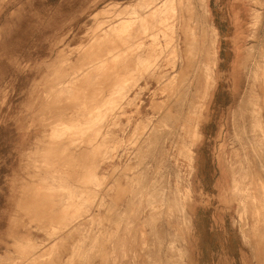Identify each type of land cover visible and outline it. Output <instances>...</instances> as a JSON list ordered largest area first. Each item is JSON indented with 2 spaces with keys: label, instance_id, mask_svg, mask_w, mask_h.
<instances>
[{
  "label": "rangeland",
  "instance_id": "1",
  "mask_svg": "<svg viewBox=\"0 0 264 264\" xmlns=\"http://www.w3.org/2000/svg\"><path fill=\"white\" fill-rule=\"evenodd\" d=\"M207 6L0 0V264H264V0Z\"/></svg>",
  "mask_w": 264,
  "mask_h": 264
},
{
  "label": "bare ground",
  "instance_id": "2",
  "mask_svg": "<svg viewBox=\"0 0 264 264\" xmlns=\"http://www.w3.org/2000/svg\"><path fill=\"white\" fill-rule=\"evenodd\" d=\"M199 4H202V6H204V11H205V14H206V16L209 18V14H210V12H209V9H208V6H207V0H199ZM152 9V8H151ZM125 10V9H124ZM149 12H150V10H149ZM160 14H163V9H161V10H159V12L157 13V14H152V16H156L157 18L159 17V16H161ZM191 16V15H190ZM212 18V17H211ZM185 27V26H184ZM183 27V31H184V28ZM214 31H215V35L216 36H218V33H217V31H216V28L214 27ZM185 33L186 32H184V37H185ZM189 35V34H188ZM189 37H190V35H189ZM186 38V37H185ZM185 38H184V42H185ZM219 39V38H218ZM188 40V39H187ZM188 42V41H187ZM217 43H218V40H217ZM217 43H216V45H215V47H214V50H213V55H214V66L217 64V62L219 61V59H220V56H219V54H218V51H217ZM183 44H185V43H183ZM135 49V48H134ZM153 51H155V49L153 48V47H151V48H149L148 50H147V53L146 54H150L151 52H153ZM132 52V51H131ZM130 54V53H129ZM97 58V57H96ZM130 59V58H129ZM126 66V65H125ZM186 71V70H185ZM188 75V74H187ZM215 81V78H214V71L213 70H210V71H207V76H206V78H205V84H203V87H202V89H206L207 88V86H208V84L209 83H211L212 81ZM114 86V85H113ZM112 86V87H113ZM183 86V85H182ZM187 88V87H186ZM201 89V90H202ZM174 90V89H173ZM79 91H80V89H79ZM211 91V90H210ZM175 92V91H174ZM256 92H257V90H256ZM84 93V92H83ZM210 93V92H209ZM180 94V93H179ZM183 94V93H182ZM256 94H259V92H257ZM260 95V94H259ZM262 98H263V102H264V93H263V95H262ZM96 99V98H95ZM191 99V98H190ZM192 101V100H191ZM193 102H195V101H193ZM190 104V103H189ZM198 104V103H197ZM199 106H200V104H199ZM66 107V106H65ZM186 108V107H185ZM259 111H260V107L259 106H257L256 107V109L254 110V112H255V114L257 115L258 113H259ZM186 113V112H185ZM201 117V116H200ZM259 120V119H258ZM259 122V125H260V128H261V131L264 133V131H263V121H261V120H259L258 121ZM87 127V126H86ZM95 144V143H94ZM86 151V150H85ZM95 158V157H94ZM95 160V159H94ZM94 165H96V164H94ZM97 166V165H96ZM238 166H239V164H238ZM235 168V167H234ZM236 169V168H235ZM242 170H243V168H240L239 169V173L240 172H242ZM237 172V171H236ZM237 172V173H238ZM234 173H235V171H234ZM93 175H94V173H93ZM235 179V180H234ZM232 180H234L236 183H238V184H240V179H237V175L236 174H234V176H233V178H232ZM242 180V179H241ZM234 183V182H233ZM238 184H233V186L234 185H236L235 187H237V185ZM244 191V190H243ZM243 191H242V193H243ZM241 192V191H240ZM253 198H254V196H253ZM241 199H242V197H241ZM73 206V205H72ZM76 207V206H75ZM66 210V209H65ZM88 216V215H87ZM59 217V216H58ZM93 217V216H92ZM54 224H55V222H53ZM82 223V222H81ZM59 229V228H58ZM64 234V233H63ZM257 235V234H256ZM69 236V235H68ZM72 236V235H71ZM36 244V243H35ZM65 246V245H64ZM64 249V248H63ZM65 251V250H64ZM69 257V256H68ZM60 259V258H59ZM68 260V259H67ZM73 260V259H72ZM74 262V261H73ZM117 263V262H116ZM81 264V263H80Z\"/></svg>",
  "mask_w": 264,
  "mask_h": 264
}]
</instances>
